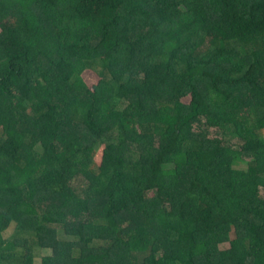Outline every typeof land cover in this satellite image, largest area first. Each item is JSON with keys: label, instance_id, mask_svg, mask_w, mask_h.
<instances>
[{"label": "trees", "instance_id": "16d2710c", "mask_svg": "<svg viewBox=\"0 0 264 264\" xmlns=\"http://www.w3.org/2000/svg\"><path fill=\"white\" fill-rule=\"evenodd\" d=\"M44 248L264 264V0H0V264Z\"/></svg>", "mask_w": 264, "mask_h": 264}, {"label": "rangeland", "instance_id": "374dc122", "mask_svg": "<svg viewBox=\"0 0 264 264\" xmlns=\"http://www.w3.org/2000/svg\"><path fill=\"white\" fill-rule=\"evenodd\" d=\"M216 132L215 130L213 129V131H211V134L214 135ZM51 249L49 248H44L42 250H40V252L38 253L39 256L36 257V261H35V264H40V259L39 257L42 256V255H48V254H51Z\"/></svg>", "mask_w": 264, "mask_h": 264}]
</instances>
